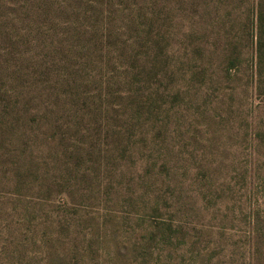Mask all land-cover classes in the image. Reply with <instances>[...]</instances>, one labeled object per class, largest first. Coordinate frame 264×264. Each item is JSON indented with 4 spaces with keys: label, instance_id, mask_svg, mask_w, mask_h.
Returning a JSON list of instances; mask_svg holds the SVG:
<instances>
[{
    "label": "rangeland",
    "instance_id": "1",
    "mask_svg": "<svg viewBox=\"0 0 264 264\" xmlns=\"http://www.w3.org/2000/svg\"><path fill=\"white\" fill-rule=\"evenodd\" d=\"M0 264H264V0H0Z\"/></svg>",
    "mask_w": 264,
    "mask_h": 264
}]
</instances>
